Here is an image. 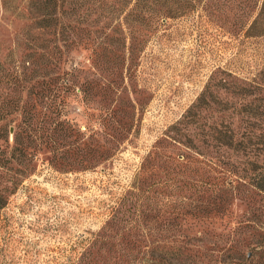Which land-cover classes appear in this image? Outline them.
<instances>
[{"label": "rangeland", "instance_id": "obj_1", "mask_svg": "<svg viewBox=\"0 0 264 264\" xmlns=\"http://www.w3.org/2000/svg\"><path fill=\"white\" fill-rule=\"evenodd\" d=\"M39 1L0 0V58L14 50L10 68L51 81L22 102L37 111L31 162L0 168L12 187L0 264H189L229 245L257 261L264 34L247 28L259 0H176L181 15L154 17L152 0L82 1L75 43L47 65L24 40L48 37Z\"/></svg>", "mask_w": 264, "mask_h": 264}, {"label": "trees", "instance_id": "obj_2", "mask_svg": "<svg viewBox=\"0 0 264 264\" xmlns=\"http://www.w3.org/2000/svg\"><path fill=\"white\" fill-rule=\"evenodd\" d=\"M88 1L102 3L104 0H40L36 6L39 14L37 18L36 28L38 33L46 37H41L33 40L25 37L26 45L30 49L29 58L38 56L47 65L50 57L62 56L64 47L71 46L74 42L71 39V35L74 30L78 28L77 20L73 18L76 14L79 16L89 15L87 10L89 7H84ZM116 1V0H115ZM148 1V0H146ZM157 6L149 9V16L154 17L156 15L168 14L171 16L181 15L183 13V5L176 0H152ZM170 1H175V8H170L168 4ZM257 12L252 19L247 32L250 35L259 33L264 34V0H259ZM86 11V12H85ZM85 12V13H84ZM75 14V15H74ZM80 22V21H79ZM77 23V24H76ZM75 43V42H74ZM14 50H11L4 59L0 58V88H6V92L2 91L0 95V168L6 167L7 170H11L10 166L13 160L22 158L23 166H28L33 158L32 152L28 151V147L32 142V126L34 119L37 115L35 105H26L22 103L27 101L25 97H43L48 91V84L51 81H30L31 75L27 74L28 66H23L22 72H18L16 69L10 68L8 65L14 63ZM31 59L26 60V64H34ZM43 62V63H44ZM57 64V61L55 62ZM31 71H34L32 69ZM48 76L47 74L44 75ZM36 78V77H35ZM36 80V79H35ZM38 80V79H37ZM32 83L31 85H28ZM44 85V86H42ZM27 86V89H25ZM29 86V87H28ZM39 87V88H38ZM26 90V92H25ZM25 92V94H24ZM28 99V98H27ZM19 119V120H16ZM14 126V131L11 136V126ZM8 173V172H7ZM11 173L9 172L8 175ZM1 177V173H0ZM257 181L256 187L264 191V166H258L257 169ZM11 186H3L0 183V207L2 206L3 193L10 192ZM260 247L259 259L254 261L252 255H244L242 251H237L232 245L229 247L211 248L210 254L203 250L194 249L189 264H257L261 263L264 259V243L258 245ZM230 259L227 257H233ZM208 254V255H207ZM176 258H180L182 255V246L177 247ZM238 255V258H237ZM211 256V257H207ZM214 256V257H213ZM180 262V259H178ZM213 260V261H212ZM143 264H160L155 258L145 259Z\"/></svg>", "mask_w": 264, "mask_h": 264}]
</instances>
